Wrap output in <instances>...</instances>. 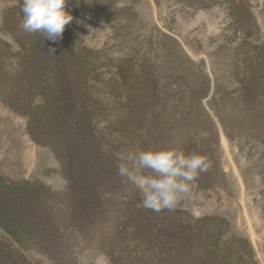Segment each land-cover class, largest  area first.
Segmentation results:
<instances>
[{
  "label": "trees",
  "instance_id": "obj_1",
  "mask_svg": "<svg viewBox=\"0 0 264 264\" xmlns=\"http://www.w3.org/2000/svg\"><path fill=\"white\" fill-rule=\"evenodd\" d=\"M4 1L11 3L0 20V100L27 116L31 137L55 153L65 186L55 189L42 178L0 174V264H42L31 251L56 264H73V254L82 250H98L111 264H185L196 248L195 264H256L249 238L230 233L225 216L194 217L177 207L159 213L138 208V191L121 180L116 165L139 150H183L205 156L206 171L219 179L213 152L220 141L212 113L228 137L239 131L264 144V43L246 40L232 48L223 64L236 86L216 80L213 88L201 65L167 35L135 40L123 58L109 48L87 46L78 37L76 18L90 13L124 30L134 15L118 0L66 5L73 20L57 42L24 32L22 0ZM232 100L237 102L232 105ZM173 130L178 131L176 140ZM83 150L88 169L97 161L103 166L88 178L77 169ZM81 187L85 194L80 203L71 198L67 222L50 219L51 209L44 220L35 219L42 202L62 206ZM106 201L111 207H103ZM21 206L28 207L24 218L16 220L14 209ZM71 232L74 253L61 255L58 244ZM97 235L99 241H90ZM48 236L51 243H43Z\"/></svg>",
  "mask_w": 264,
  "mask_h": 264
},
{
  "label": "rangeland",
  "instance_id": "obj_2",
  "mask_svg": "<svg viewBox=\"0 0 264 264\" xmlns=\"http://www.w3.org/2000/svg\"><path fill=\"white\" fill-rule=\"evenodd\" d=\"M10 3L0 0V20L4 8ZM84 4L90 7L89 3L82 4L78 0H67L66 5L77 8ZM116 4L129 5L133 11L134 19L124 30L121 28L119 31V27H113L101 18H93L90 13L76 18L78 37L87 46L99 51L109 48L114 57L123 58L137 45L135 40L167 35L178 42L194 62L201 65L211 79L213 88L216 80L225 81V87L236 86L227 71L226 62L223 64L232 48H239L238 45L246 40L254 45L264 43V0H118ZM235 4H240L236 12ZM96 7L103 6L96 4ZM6 37L10 39V36ZM209 99H204V104L207 105ZM234 102L237 101L232 100L230 103L234 105ZM228 108L229 104L224 107L226 110ZM212 115L217 123L220 141L213 152L220 178L214 180L207 171L200 173L175 207L189 211L194 217L214 214L225 216L231 224L230 233L245 234L254 249L256 264H264V144L239 131L235 134L234 129L233 136L228 137L219 118ZM27 120V116L14 112L0 100V174L29 180L42 178L53 188L62 189L65 180L57 171L59 164L55 153L31 137ZM176 132L173 130L171 133L173 140L179 138ZM86 147H91L90 143ZM85 152H81L83 160L77 169L83 173V177L85 175L88 178V175L91 177L99 173L103 166L101 161H97L93 168L88 169V164L84 163ZM97 191L103 192L100 187H97ZM84 194L81 187L76 194L65 198L67 201L70 199V202L64 201V208L58 202L53 205L42 202L40 213L35 219L44 220L45 213L51 209L53 215L49 216L50 219L53 218L56 223L61 219L67 222L71 219L70 206L80 203ZM71 198L76 200L71 203ZM102 205L111 207L112 202L106 201ZM24 207L28 206L14 209L13 217L16 220L24 218ZM74 235V232L69 233L58 244L61 255L70 256L74 253L71 249L73 238H76ZM99 237L94 236L90 241H99ZM52 239L48 236L42 241L48 244ZM80 245L84 246V243ZM197 251L198 248L194 249L184 261L185 264L196 263ZM30 254L42 264H56L39 251H31ZM73 255L76 256L73 264H111L98 250H82Z\"/></svg>",
  "mask_w": 264,
  "mask_h": 264
},
{
  "label": "clouds",
  "instance_id": "obj_3",
  "mask_svg": "<svg viewBox=\"0 0 264 264\" xmlns=\"http://www.w3.org/2000/svg\"><path fill=\"white\" fill-rule=\"evenodd\" d=\"M66 4L67 0H22L20 28L29 34L41 33L57 42L73 20ZM207 168L203 155L183 150L150 149L129 155L126 163L116 165V172L122 181L132 184L138 191V208L159 213L174 209L191 182Z\"/></svg>",
  "mask_w": 264,
  "mask_h": 264
}]
</instances>
